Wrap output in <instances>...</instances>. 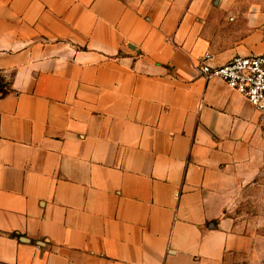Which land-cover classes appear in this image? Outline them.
I'll list each match as a JSON object with an SVG mask.
<instances>
[{"label":"crops","instance_id":"0c3cea01","mask_svg":"<svg viewBox=\"0 0 264 264\" xmlns=\"http://www.w3.org/2000/svg\"><path fill=\"white\" fill-rule=\"evenodd\" d=\"M264 55V2L0 0V264H225L264 113L199 66Z\"/></svg>","mask_w":264,"mask_h":264},{"label":"rangeland","instance_id":"374dc122","mask_svg":"<svg viewBox=\"0 0 264 264\" xmlns=\"http://www.w3.org/2000/svg\"><path fill=\"white\" fill-rule=\"evenodd\" d=\"M231 216L239 235L246 242L241 251L227 257L225 264H264V175L254 185L245 187L239 193Z\"/></svg>","mask_w":264,"mask_h":264},{"label":"built area","instance_id":"2783aa9c","mask_svg":"<svg viewBox=\"0 0 264 264\" xmlns=\"http://www.w3.org/2000/svg\"><path fill=\"white\" fill-rule=\"evenodd\" d=\"M212 60L210 53L202 58L197 67L201 77L224 82L264 113V55L237 56L223 66L212 65Z\"/></svg>","mask_w":264,"mask_h":264},{"label":"trees","instance_id":"16d2710c","mask_svg":"<svg viewBox=\"0 0 264 264\" xmlns=\"http://www.w3.org/2000/svg\"><path fill=\"white\" fill-rule=\"evenodd\" d=\"M10 89L9 82L0 74V96L5 93V90Z\"/></svg>","mask_w":264,"mask_h":264}]
</instances>
